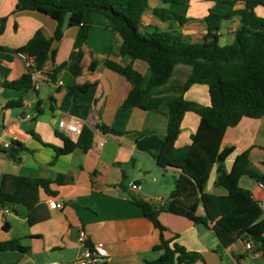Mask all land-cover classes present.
Masks as SVG:
<instances>
[{"label":"crops","instance_id":"crops-1","mask_svg":"<svg viewBox=\"0 0 264 264\" xmlns=\"http://www.w3.org/2000/svg\"><path fill=\"white\" fill-rule=\"evenodd\" d=\"M148 4L149 10L141 18V33L173 31L181 42L201 44L206 33L202 20L209 11L227 15L244 9L245 0H149ZM154 9H164L189 21L179 25L160 20L153 16ZM254 13L264 19L263 6H257ZM59 18V12L20 11L16 0H0V26L2 20L3 27L0 47L11 52L25 45L36 32L50 39ZM239 26L238 16L222 22L220 45L231 44ZM120 46V36L103 16L67 13L63 16L62 37L54 62L48 65V69L60 67L54 79L38 73L37 89L9 87L7 84L18 80L27 69L16 56L0 59V185L6 178L49 181L46 189L36 187L31 208L22 202L0 203V243L17 241L24 248L23 251L0 250V264H76L82 250L78 244L80 230L85 231L88 245L105 248L107 256L99 264H144L157 259L160 253L154 247L159 243V232L142 210L130 202V196L160 208L159 221L170 231L165 237L177 234L176 242L182 248L201 255L203 260L193 264H264L254 241L240 238L224 246L210 223L206 227L194 225L168 213L169 196L178 172L159 168L149 153L136 147L132 136L104 134L97 129L103 124L117 132L159 137L166 132L167 118L162 112L120 108L131 87L122 76L100 64L105 58L127 63L128 59L120 55ZM79 61L81 73L75 76L69 66ZM133 67L147 74V67L139 61ZM188 73L189 67H177L172 77L177 76V84L170 83L158 93L173 95ZM75 85L82 92L73 98L68 88ZM183 97L209 105L205 85H192ZM16 101L20 106H8ZM74 119L93 132L90 149L86 152L75 149L53 160L54 151L50 146L63 147L61 137L72 142L77 140L61 131L58 122ZM198 122L196 114H184L176 148L190 144ZM14 128L26 131L29 138L21 147L5 148L9 131ZM229 147L233 153L225 161L227 170L236 155L247 151L251 167L264 176V115L259 119L243 118L235 127L228 128L221 148ZM215 178L213 170L207 192L225 194L214 187ZM257 182L253 176H245L239 184L250 191L264 212V194L256 188ZM132 184L138 187L135 192L130 189ZM10 186L8 183L6 188ZM157 197L161 198L160 202L155 201ZM51 199L60 207L51 209L48 206ZM196 214L204 215L201 206Z\"/></svg>","mask_w":264,"mask_h":264},{"label":"trees","instance_id":"trees-1","mask_svg":"<svg viewBox=\"0 0 264 264\" xmlns=\"http://www.w3.org/2000/svg\"><path fill=\"white\" fill-rule=\"evenodd\" d=\"M148 2L149 0H16V7L20 11L44 9L59 12L60 18L50 39L36 32L25 45L11 52L0 47V59L9 60L11 56L22 53L32 57L35 63L18 80L7 86L29 89L32 87L33 73H45L54 79V74L60 67L48 69V65L54 62L57 44L62 37L65 14L89 13L103 16L121 38L120 55L128 59L125 64L110 58L100 62L106 69L122 76L131 87L120 108L162 112L167 118V125L163 137L117 132L103 124L98 125L97 129L104 134L132 136L136 147L149 153L159 168L178 172L169 196L168 213L185 218L194 225L206 227L210 223L224 246L240 238H248L256 243V250L264 257V212L250 191L239 186L241 178L245 176H253L263 183L264 176L251 167L247 151L236 155L227 170L225 161L233 153V148H221L228 128L235 127L243 118L259 119L264 115V19L254 13L257 6L264 7V0H245L244 9L227 15H219L210 10L202 20L206 33L201 44L181 42L173 31L141 33V18L149 10ZM151 12L160 20L177 22L179 25L189 21L164 9H154ZM234 16L240 18V26L233 34V41L231 44L220 45V26ZM83 29L86 31V28ZM2 30L1 20L0 33ZM135 61L146 65L147 74L133 67ZM94 66L95 64L91 68ZM179 66L189 67V73L178 90L173 95L159 94L161 89L169 85ZM69 67L75 76L81 73L80 61ZM196 84L207 87L209 105L203 106L184 99V93ZM68 91L75 98L82 92V88L75 85L69 87ZM8 106L18 107L20 102H10ZM186 112L198 116V126L190 144L176 148L175 142ZM61 138L63 147L50 146L54 151L53 160L68 155L75 149L83 152L89 150L93 132L83 127L76 142ZM21 144L11 142L12 147H21ZM213 170L216 173L213 185L223 190V195H215L206 190ZM6 179L0 185V203L22 202L29 208L36 199V187L43 186L46 189L49 183L42 179ZM8 183L10 188H6ZM129 200L142 210L144 217L159 232V243L154 251L160 255L144 264H193L203 260L199 253L182 248L176 242L177 234L171 233V237H165L170 231L159 221L160 208L135 196H130ZM199 206L204 210L203 216L196 214ZM0 250L23 251L24 248L17 241H9L0 243Z\"/></svg>","mask_w":264,"mask_h":264},{"label":"built area","instance_id":"built-area-1","mask_svg":"<svg viewBox=\"0 0 264 264\" xmlns=\"http://www.w3.org/2000/svg\"><path fill=\"white\" fill-rule=\"evenodd\" d=\"M18 59H20L23 64L25 65L26 69L31 68L34 66V59L26 54L19 53L16 55ZM37 74L38 73H33L32 74V86L37 89L38 88V81H37ZM58 128L61 131L66 132L67 134L78 138L82 132V124L79 119H74L71 122H66L64 120H60L58 122ZM10 133V139L6 140L4 143L5 148H9L11 146L12 141H17L23 144L28 138L29 134L21 130L19 128H14L9 131ZM102 143H99V146H101ZM137 185L132 184L130 186L131 191L135 192L137 190ZM256 188L264 194V183L263 182H257L256 183ZM156 202H160L161 198L157 197L155 199ZM48 206L51 209L59 208L60 205L55 201V199H51L48 203ZM87 237L86 233L83 230H80L78 233V244L81 245L82 250L78 254L76 258V264H99L101 261H103L106 256V250L102 245H88L86 243ZM248 249L250 247L248 246Z\"/></svg>","mask_w":264,"mask_h":264},{"label":"rangeland","instance_id":"rangeland-1","mask_svg":"<svg viewBox=\"0 0 264 264\" xmlns=\"http://www.w3.org/2000/svg\"><path fill=\"white\" fill-rule=\"evenodd\" d=\"M139 63H141L143 66H145V67H146V65H145L144 63H142V62H140V61H139ZM182 67H184V66H182ZM176 77H177V76H175L174 78H172L173 80H172L170 83L177 84V83H176V80H175V79H176ZM170 83H169V84H170ZM228 162H230V160H229ZM228 164H229V163H228ZM239 186H240V184H239ZM262 261H263V260H262ZM263 263H264V261H263Z\"/></svg>","mask_w":264,"mask_h":264}]
</instances>
